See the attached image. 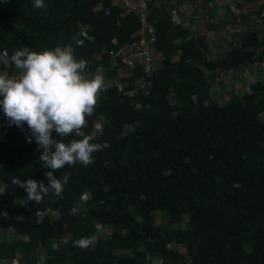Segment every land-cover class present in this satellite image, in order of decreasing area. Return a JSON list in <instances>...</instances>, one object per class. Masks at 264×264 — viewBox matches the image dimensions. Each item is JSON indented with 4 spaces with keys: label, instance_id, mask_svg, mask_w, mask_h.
Instances as JSON below:
<instances>
[{
    "label": "trees",
    "instance_id": "trees-1",
    "mask_svg": "<svg viewBox=\"0 0 264 264\" xmlns=\"http://www.w3.org/2000/svg\"><path fill=\"white\" fill-rule=\"evenodd\" d=\"M118 1L44 0L36 8L33 0H0V54L64 46L87 28L93 39L73 45L74 55L90 62L85 74L102 67L106 86L82 129L103 149L87 167L77 162L57 170L61 179L70 174L62 198L49 193L40 203L26 202L28 193L12 180L47 184L50 169L39 162L35 138L28 142L27 124L10 126L0 108V183L6 187L0 211L10 214L7 226L31 238L0 242V259L21 255L20 264H38L43 245V264H264V78L223 104L213 99L208 79L264 63V22L224 57L209 59L189 30L151 0L159 59L150 92L130 96L127 91L144 75L140 63L122 76L128 88L108 84L126 68L122 57L113 63L110 51L139 38L138 15H123ZM7 70L17 71L11 64ZM98 118L104 128L93 135ZM128 125L135 130L128 132ZM82 138L73 133L63 142ZM85 194L89 199L80 203ZM49 208L61 216L42 222L39 215ZM99 224L112 227L114 235L96 240ZM65 237L68 246L54 250L53 240ZM81 238L92 243L82 249L75 244Z\"/></svg>",
    "mask_w": 264,
    "mask_h": 264
},
{
    "label": "clouds",
    "instance_id": "clouds-1",
    "mask_svg": "<svg viewBox=\"0 0 264 264\" xmlns=\"http://www.w3.org/2000/svg\"><path fill=\"white\" fill-rule=\"evenodd\" d=\"M33 6L43 8L44 0H33ZM252 30L254 29L246 33ZM92 39L86 31H82L64 46L58 45L42 51L25 47L16 50L11 56L6 50L0 54V62L14 65L17 70V74L12 76L0 74V108L10 126L23 128L27 124L31 132L28 142L31 143L35 138L38 150H42L39 162L43 168L50 169L44 173L47 184L43 179L12 180L13 184L19 185L28 193L26 202L40 203L49 193L62 198L64 185L69 181L70 174L64 172L61 179L54 173L64 169L66 165L74 166L77 162L85 167L91 165L94 162L93 153L104 147L92 143L93 137L83 135L81 131L88 123L87 118L94 114L98 97L106 88L102 75L86 78L85 72L90 67V62L77 60L74 55L73 45L82 47L85 40ZM8 66H5L6 69ZM99 128L96 125V129ZM53 132L56 133L55 137ZM73 133L83 138L63 142V138ZM91 243L87 238L75 242L82 249H86Z\"/></svg>",
    "mask_w": 264,
    "mask_h": 264
},
{
    "label": "crops",
    "instance_id": "crops-1",
    "mask_svg": "<svg viewBox=\"0 0 264 264\" xmlns=\"http://www.w3.org/2000/svg\"><path fill=\"white\" fill-rule=\"evenodd\" d=\"M263 5L264 0H171L166 8H177L179 24L189 30V37L200 42L209 59H218L236 47L247 31L260 27L263 22H257L256 16ZM247 67L249 75L244 72ZM263 70L264 65L256 63L209 74L213 99L228 101L230 95L243 94L246 83L264 78Z\"/></svg>",
    "mask_w": 264,
    "mask_h": 264
},
{
    "label": "built area",
    "instance_id": "built-area-1",
    "mask_svg": "<svg viewBox=\"0 0 264 264\" xmlns=\"http://www.w3.org/2000/svg\"><path fill=\"white\" fill-rule=\"evenodd\" d=\"M151 0H119V6L122 7V13L123 15L129 14V13H135L139 17L140 26L138 29V36L139 38L137 41L130 47H121L117 52L110 51L112 54V60L113 63L116 64L117 57H122L124 63H125V69L124 74H120L118 77H115L111 80H109L108 84H111L113 86L119 87L120 90H124L129 87L128 81H124L122 79V76L131 75L133 72V68L137 65V63H140L142 66L143 76L136 79L134 81V84L132 88H130L127 93L130 96H137L140 93L148 94L150 92V86L151 81L149 80V77L153 73V67L156 63V61L159 59V56L156 54L155 51V41H156V28L154 24L149 19V2ZM154 1V4L161 8L163 6H166L170 4L171 0H152ZM100 8V7H99ZM106 13L110 14V9H106ZM169 14L172 18V20L179 24V16H178V10L175 7H171ZM257 22H264V5L262 6L261 11L256 16ZM87 28H83V31ZM113 44H118V40L114 38L112 40ZM264 65V63H262ZM9 65V64H8ZM5 65V66H8ZM255 65V64H254ZM264 71V70H263ZM7 73L9 76L17 74V71L13 72L12 74H9L7 72V69L3 70L0 64V74ZM101 75L102 74V67H99L95 73L92 74H85L86 78H92L95 75ZM262 80V79H259ZM256 80V81H259ZM249 82L246 86V91H244L243 94L250 92L251 84L255 83ZM241 95V94H238ZM221 104H223L222 101H220ZM227 102V101H226ZM225 102V103H226ZM135 106H138L135 104ZM103 119L98 118L94 121L93 127H92V133L93 135H99L104 126H103ZM96 125H99V130L96 129ZM135 130V127L128 125V132H132ZM82 131V130H81ZM83 133V131H82ZM2 135V130L0 129V136ZM0 188L6 189V187L0 183ZM10 193L13 195L14 198L17 197V192L15 189L11 188ZM89 195L85 194L80 200V203H84L89 199ZM17 199V198H16ZM73 213L77 212V207H73L71 209ZM40 220L44 222L47 218H50L51 220L57 219L61 216L60 212L54 210L53 208H49V210L41 212L40 213ZM10 215L9 213L5 211H0V242L1 243H7V244H13L19 241L23 242H30L31 238L28 235H23L22 233H18L14 227L7 226V221L9 220ZM99 233L96 234V240L100 236H104L106 238L111 237L114 235L115 230L105 224H99L98 225ZM70 237H65L57 240H53L52 245L54 250L63 249L64 247L68 246ZM47 250L45 246H40L37 249V253L39 256L38 264L45 263L46 260V254ZM22 256L17 255L15 257H9V258H2L0 259V264H20L21 263Z\"/></svg>",
    "mask_w": 264,
    "mask_h": 264
},
{
    "label": "rangeland",
    "instance_id": "rangeland-1",
    "mask_svg": "<svg viewBox=\"0 0 264 264\" xmlns=\"http://www.w3.org/2000/svg\"><path fill=\"white\" fill-rule=\"evenodd\" d=\"M254 64H252V65H248V66H253ZM248 69V67L245 69V71L244 72H246L247 73V75H249L250 74V70H247ZM236 70H238V69H236ZM257 80V79H256ZM246 85H247V83H246ZM231 96H233V95H230V99H231ZM222 102L223 103H225L226 101H225V98H223L222 99ZM160 219L162 220V218L160 217Z\"/></svg>",
    "mask_w": 264,
    "mask_h": 264
}]
</instances>
